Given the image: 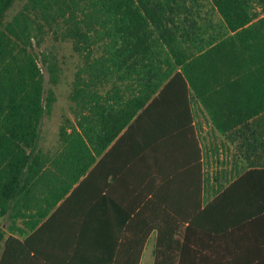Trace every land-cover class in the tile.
<instances>
[{"label":"trees","instance_id":"1","mask_svg":"<svg viewBox=\"0 0 264 264\" xmlns=\"http://www.w3.org/2000/svg\"><path fill=\"white\" fill-rule=\"evenodd\" d=\"M13 1L0 0V264L15 249L34 250L50 227L70 230L73 250L98 236L106 264L119 246L124 264H137L148 226L156 228L152 264H182L185 232L169 229L183 231L186 219L171 215L167 187L153 195L148 180L136 192L140 180L127 173L142 148L147 155L184 137L192 102L220 129L264 113V0L258 13L252 0H23L4 20ZM30 13L82 56L73 119L60 122L52 153L37 147L54 97L43 94ZM148 192L140 231L125 234L126 215Z\"/></svg>","mask_w":264,"mask_h":264},{"label":"crops","instance_id":"2","mask_svg":"<svg viewBox=\"0 0 264 264\" xmlns=\"http://www.w3.org/2000/svg\"><path fill=\"white\" fill-rule=\"evenodd\" d=\"M190 112L184 137L172 139L165 148L153 147L147 155L142 148L141 161L127 176L140 180L136 192L148 180L153 195L167 187L171 215L186 219L183 231L169 229L170 233L185 232L182 264H264V113L242 122L231 121L234 113L221 114L219 120L231 122L220 129L210 123L198 102H192ZM145 157L152 162H145ZM149 195L126 215V223L130 218L133 221L124 227L125 234L140 231L137 222L150 209L143 203ZM157 201L155 196L153 218L160 215ZM146 228L137 264L153 263L156 228ZM67 232L61 227L46 228L35 236L34 250L15 249L1 264H106L105 246H100L98 236L74 251L66 243ZM110 264H124L123 246L117 248Z\"/></svg>","mask_w":264,"mask_h":264},{"label":"rangeland","instance_id":"3","mask_svg":"<svg viewBox=\"0 0 264 264\" xmlns=\"http://www.w3.org/2000/svg\"><path fill=\"white\" fill-rule=\"evenodd\" d=\"M22 3L23 0H14L4 12V20L21 9ZM204 7H208L206 1ZM252 7L257 13L261 11L258 0H252ZM30 14L35 32L31 48L42 74L43 94L51 89L54 97L50 111L40 118L37 147L52 153L59 147L57 130L60 122L64 117L73 119L69 93L75 71L82 63V56L73 48L71 38L63 35L59 27L44 23ZM146 253L148 249L143 253V260Z\"/></svg>","mask_w":264,"mask_h":264}]
</instances>
